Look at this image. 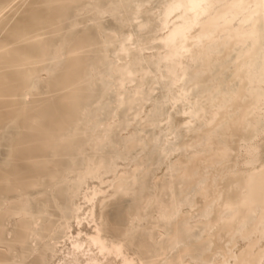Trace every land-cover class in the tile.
Listing matches in <instances>:
<instances>
[{
  "label": "bare ground",
  "instance_id": "6f19581e",
  "mask_svg": "<svg viewBox=\"0 0 264 264\" xmlns=\"http://www.w3.org/2000/svg\"><path fill=\"white\" fill-rule=\"evenodd\" d=\"M193 2L0 0V120L8 113L18 121L9 169L29 175L14 184L36 187L44 175L60 200V181L73 172L72 180L66 179L70 196L81 195L89 207L84 217L76 212L72 217L78 225L92 223V231L71 235L68 221L56 226L52 218L57 214L51 212L37 250L29 239L31 221L20 218L11 239L28 251L26 264H117L115 258L119 264H137L125 249L140 264H260L264 258V160L259 157L264 18L241 8H220L211 17L198 18L188 7H173ZM212 2L254 5L258 0ZM89 4L99 7L84 10ZM114 4L122 7H109ZM208 32L213 38L201 40ZM33 77L55 97V109L65 110L88 97L93 78L110 80L114 100L76 146L73 158L83 162L80 169L65 166L62 146L49 155L53 145L37 144L27 134L33 129L32 112L43 101L31 88ZM128 86L131 100L120 112ZM150 102L154 115L140 126L146 129L148 174L143 179L153 187L149 192L138 184L136 170L145 160L141 154L131 156L135 139L117 155L111 130L118 127L124 133L129 123H120L122 112L131 110L132 119L144 116ZM52 124L60 125L58 117ZM116 155L133 160L132 165L104 189L102 176L112 171ZM159 155V163L166 159L165 174L155 182L152 164ZM87 178L100 184L83 189ZM122 185L131 193L121 194ZM8 212H0V219ZM63 236L70 247L54 261ZM6 249L0 248V264H12Z\"/></svg>",
  "mask_w": 264,
  "mask_h": 264
},
{
  "label": "rangeland",
  "instance_id": "374dc122",
  "mask_svg": "<svg viewBox=\"0 0 264 264\" xmlns=\"http://www.w3.org/2000/svg\"><path fill=\"white\" fill-rule=\"evenodd\" d=\"M110 86L111 82L108 78L95 77L90 81L88 86L90 92L85 100L79 101L76 107L73 104H69L67 106L69 108L66 110L65 107L59 106L57 108L59 111H56V104L53 102L55 97L46 92L41 79L33 77L31 88L40 92V98L43 101L39 104V109L37 108L32 112L34 123L31 122L30 126H32L33 129H31L30 132L28 131L27 134L34 139L37 144L46 141L49 145H53L52 147H48L47 151L49 155L53 154L55 148L62 146L63 150L61 151L60 158L65 166L69 169H80L83 167V162L77 158H73L76 154V146L78 143L85 141L88 134L97 126V123L100 121L99 119L106 115L108 111L106 104L108 101H113L115 95L114 88ZM130 91L131 88L129 86L124 90L126 98L124 99V103L122 102L118 106V111L121 112L123 104L125 105L130 102ZM102 96L103 99L99 102ZM28 98L27 94L25 99L28 100ZM152 106L153 102H150L147 106L148 110L145 112V115L133 119L130 116L131 110L122 112V121L120 123L122 124L124 121H127L126 123H129L127 130L122 134L118 132V127L111 130L112 137L116 140L113 146L117 155H122L126 152L128 141L132 138L135 139V145L131 156L137 158V156L141 154L145 160L144 164L139 166L136 170V172L140 171V173H138V184L142 189H147L149 192L153 190V187L148 188L145 185V179H143V177L148 174L147 168L144 169V165L148 162L144 155V151L147 149L146 129L140 128V126L143 121L145 122L150 116L154 115ZM95 107H98L97 113L94 111ZM61 111L62 113L60 114ZM176 111V107L170 111L171 118L175 116ZM54 116L56 118L58 117L60 125L52 124L55 119ZM179 127L180 126H172V129L177 130ZM19 133L20 126L16 118L8 113H2L0 120V212L7 210V208H9V212L0 219V227L2 228L0 248L6 249L7 245H12V247L6 249L9 252L12 264H15L17 260H28V251L22 250L18 244L11 239L15 234L17 221L20 218L31 221L28 230L30 233L29 239L32 241L33 245L36 244L37 250L43 243L40 240L42 228L43 225L52 218L51 212L57 214L56 218H52L56 226L59 222L63 223L68 221V234L77 235V233L80 232L83 236L85 233L92 231V223L82 220L81 225H78L72 217V214L75 212L78 213L79 217H84V213L89 207V204L85 202L81 195L74 197L70 196L68 180H72L74 177L73 172L68 173L67 176H64L60 181L63 192V196L60 200H55L53 194L54 188L47 185L44 175L39 176L38 180L40 183L36 187L28 188L25 184L15 186L14 182L21 181L20 177L24 179L29 177L28 174H23L24 176L22 174H14L9 169L12 163L10 156L12 145L18 138ZM84 148H88V146L84 145ZM259 152V157L264 160V137ZM117 155L113 160L114 164L112 166V171L103 174V182L101 184L95 179L87 178L86 183L82 184V188L86 189L92 185L100 184L102 188L108 189V185L115 180L122 171L129 170L133 160H131V163H128L124 157L121 158ZM160 157H162V155L155 158L152 164L153 167H155L153 169L155 182L162 180L165 174L164 164L166 163V159H164L162 163H159ZM22 169L24 168L21 167L20 170ZM44 193H47V196ZM69 247L70 240L68 237H61L58 241L54 261L65 255ZM173 251L174 250H171V253ZM125 255L129 258L133 257L136 263L140 264L132 250L125 249ZM114 260L115 263L119 264L120 258H115Z\"/></svg>",
  "mask_w": 264,
  "mask_h": 264
},
{
  "label": "snow or ice",
  "instance_id": "6c2138e0",
  "mask_svg": "<svg viewBox=\"0 0 264 264\" xmlns=\"http://www.w3.org/2000/svg\"><path fill=\"white\" fill-rule=\"evenodd\" d=\"M68 7H71L70 5ZM92 7H99V6H94V5H86L84 10ZM112 9H119L122 7V5H110L109 6ZM173 7L175 8H182V7H188L194 12L197 13V17H211L212 13L220 8H241V9H249L252 11L254 16H259L261 18H264V0H258V3L256 4H232V5H221L218 3H213L212 0H196V2H193L189 5H174ZM106 15V13H105ZM262 37H264V33L261 34ZM214 34L211 32H208L207 35L202 36L201 40L208 39L211 40L213 38ZM183 51L185 53L191 54L190 50L187 48H184ZM260 80H261V86L264 88V65L261 66L260 69ZM264 99V98H262ZM120 193L121 194H130L131 193V188L127 185H122L120 188ZM75 247V245H74ZM15 264H26V261L24 260H17L15 261ZM64 264H70L69 261H65ZM126 264H134V262H126ZM143 264H158L156 261H144ZM196 264H200V262H196ZM239 264V262H237ZM260 264H264V258H261Z\"/></svg>",
  "mask_w": 264,
  "mask_h": 264
}]
</instances>
